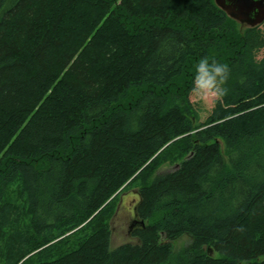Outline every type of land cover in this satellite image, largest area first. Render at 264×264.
Wrapping results in <instances>:
<instances>
[{
	"label": "trees",
	"instance_id": "obj_1",
	"mask_svg": "<svg viewBox=\"0 0 264 264\" xmlns=\"http://www.w3.org/2000/svg\"><path fill=\"white\" fill-rule=\"evenodd\" d=\"M0 12V264H264L260 26L215 0H0ZM205 58L229 73L201 121ZM132 186L145 225L112 247Z\"/></svg>",
	"mask_w": 264,
	"mask_h": 264
},
{
	"label": "rangeland",
	"instance_id": "obj_2",
	"mask_svg": "<svg viewBox=\"0 0 264 264\" xmlns=\"http://www.w3.org/2000/svg\"><path fill=\"white\" fill-rule=\"evenodd\" d=\"M1 18V12H0ZM240 24V23H239ZM264 32V22L260 25ZM264 57V49L260 51L258 58ZM219 96L214 94L202 95L200 92L194 90L191 94V101L197 109L200 120L204 121L211 113L215 102ZM175 168L174 165L165 164L161 167V171H171ZM139 187L132 186L129 189L120 193L116 210L112 218L110 219V227L112 231L111 245L117 247L124 243H136L138 239L133 235V230H130V226L135 216V206L139 200ZM189 241L184 237L179 239L175 244L180 247ZM213 255L217 253L213 252Z\"/></svg>",
	"mask_w": 264,
	"mask_h": 264
},
{
	"label": "water",
	"instance_id": "obj_3",
	"mask_svg": "<svg viewBox=\"0 0 264 264\" xmlns=\"http://www.w3.org/2000/svg\"><path fill=\"white\" fill-rule=\"evenodd\" d=\"M217 6L223 9L228 16L240 23L241 27H256L264 22V0H215ZM130 226V230L144 226V220L140 219L136 211ZM209 253L214 250L209 248Z\"/></svg>",
	"mask_w": 264,
	"mask_h": 264
},
{
	"label": "clouds",
	"instance_id": "obj_4",
	"mask_svg": "<svg viewBox=\"0 0 264 264\" xmlns=\"http://www.w3.org/2000/svg\"><path fill=\"white\" fill-rule=\"evenodd\" d=\"M229 67L215 60L201 59L196 65L193 80L194 90L202 95L214 94L223 96L227 89L223 87L228 78Z\"/></svg>",
	"mask_w": 264,
	"mask_h": 264
}]
</instances>
